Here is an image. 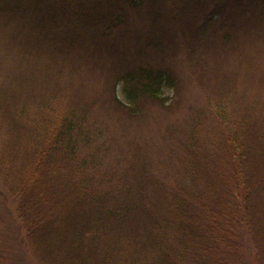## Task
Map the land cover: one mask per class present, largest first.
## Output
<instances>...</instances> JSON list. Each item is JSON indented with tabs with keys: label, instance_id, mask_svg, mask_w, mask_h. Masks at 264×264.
<instances>
[{
	"label": "trees",
	"instance_id": "obj_1",
	"mask_svg": "<svg viewBox=\"0 0 264 264\" xmlns=\"http://www.w3.org/2000/svg\"><path fill=\"white\" fill-rule=\"evenodd\" d=\"M0 23L13 30L10 44L28 24L46 42L70 48L89 33L93 47L101 41L108 50L113 42H127L135 55L137 34L159 28V36L147 37L146 48L174 52L185 33L191 47L206 55L234 46L253 25L264 27V0H0ZM120 80L125 101L117 102L126 111L145 96L160 103L163 92L176 87L172 72L160 66H138ZM218 116L227 133L223 141L229 145L221 144L229 146L226 151L199 162L188 178L162 183L157 202L112 203L119 193L103 191L102 181L81 172L86 162L81 149L91 144L80 120L63 116L54 126L46 122L41 134L24 136L15 113L0 110V204L9 214L14 211L9 224L14 228L4 233L16 240L18 259L22 264L28 255L36 264H264V160L250 156L233 116ZM126 182L124 177L119 183L128 195L134 187ZM123 224L127 228L117 229ZM8 258L0 245V264Z\"/></svg>",
	"mask_w": 264,
	"mask_h": 264
},
{
	"label": "rangeland",
	"instance_id": "obj_2",
	"mask_svg": "<svg viewBox=\"0 0 264 264\" xmlns=\"http://www.w3.org/2000/svg\"><path fill=\"white\" fill-rule=\"evenodd\" d=\"M27 26L16 32L17 44H10L12 29L0 25V110L15 113L24 136L41 134L46 122L54 126L63 116L80 120L91 144L81 149L86 158L81 172L102 181L103 191L118 192L112 203L157 202L162 183L180 175L186 179L199 162L226 151L219 113L235 118L250 156L264 160V27L253 25L234 46L206 55L191 47L185 33L174 52L146 48L147 37L160 34L153 28V34H137L135 55L127 42H113L108 50L101 41L93 47L89 33L70 48L46 42ZM138 66L169 70L176 87L165 90L160 103L145 96L126 111L117 102L125 101L120 78ZM124 177L134 187L128 195L119 183ZM14 218V211L9 214L0 204V245L9 251L4 264H22L16 240L4 233L14 228L9 225ZM122 228L127 224L117 227ZM24 264L36 263L28 255Z\"/></svg>",
	"mask_w": 264,
	"mask_h": 264
}]
</instances>
